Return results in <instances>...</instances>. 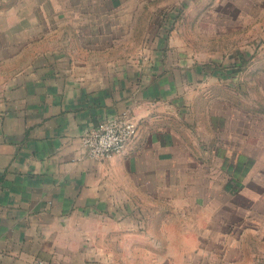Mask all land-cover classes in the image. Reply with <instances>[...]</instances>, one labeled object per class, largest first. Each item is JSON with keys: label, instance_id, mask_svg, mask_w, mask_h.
<instances>
[{"label": "crops", "instance_id": "1", "mask_svg": "<svg viewBox=\"0 0 264 264\" xmlns=\"http://www.w3.org/2000/svg\"><path fill=\"white\" fill-rule=\"evenodd\" d=\"M35 26L0 24V264H121L108 246L116 242L131 264L133 244L148 240L133 182L158 174L171 155L160 149L179 147L175 125L192 108L190 87L205 83V64L148 40L116 55L81 39L31 44L46 29ZM123 113L134 137L121 153L90 157L83 135Z\"/></svg>", "mask_w": 264, "mask_h": 264}, {"label": "rangeland", "instance_id": "2", "mask_svg": "<svg viewBox=\"0 0 264 264\" xmlns=\"http://www.w3.org/2000/svg\"><path fill=\"white\" fill-rule=\"evenodd\" d=\"M20 1L0 0V24L44 25L31 44L81 39L116 55L148 40L205 64V83L190 87L192 108L175 125L179 147L160 149L171 154L163 172L133 182L148 240L133 244L131 264H264V0ZM108 246L127 264L122 244Z\"/></svg>", "mask_w": 264, "mask_h": 264}, {"label": "built area", "instance_id": "3", "mask_svg": "<svg viewBox=\"0 0 264 264\" xmlns=\"http://www.w3.org/2000/svg\"><path fill=\"white\" fill-rule=\"evenodd\" d=\"M136 134V123L125 113L102 119L91 127L82 137L87 154L102 159L121 153Z\"/></svg>", "mask_w": 264, "mask_h": 264}]
</instances>
